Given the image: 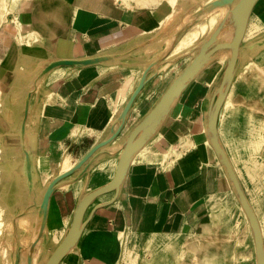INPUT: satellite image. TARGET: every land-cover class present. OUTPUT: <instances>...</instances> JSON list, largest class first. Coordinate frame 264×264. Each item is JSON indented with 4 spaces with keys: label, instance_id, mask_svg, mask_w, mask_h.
Instances as JSON below:
<instances>
[{
    "label": "crops",
    "instance_id": "0c3cea01",
    "mask_svg": "<svg viewBox=\"0 0 264 264\" xmlns=\"http://www.w3.org/2000/svg\"><path fill=\"white\" fill-rule=\"evenodd\" d=\"M151 1L7 0L12 10L0 21V79L7 80L13 96H23L22 90L31 84L46 61L123 53L94 65L56 67L38 82L31 99L28 127L34 142L39 188L74 166L109 133L146 67L165 49L171 35L189 15L200 4L212 0ZM220 15L205 17L181 36L135 99L127 127L139 122L154 106L191 60L189 52L212 31ZM172 23L168 35L151 42ZM262 38L264 0H259L251 13L243 47ZM257 52L239 70L220 113V135L231 151L243 143L247 132L244 120L255 115L260 102L256 96L262 95L264 82L259 78L245 81L239 76L253 60L264 67V48ZM224 62L220 59L210 64L184 90L163 126L135 156L116 200L93 215L90 212L94 206L111 200L114 193L98 198L89 207L84 232L61 264H123L126 228V250L133 251L130 256L125 253L126 261L136 258L134 250L150 232L152 248L145 256L150 264H180L177 246L194 249L195 254L190 252L187 259L190 264H238L234 259L239 251L232 238L215 236L230 225L234 227V223L229 213L228 182L207 137L210 96ZM8 129L1 119L0 130ZM118 160L119 153L99 156L77 181L53 193L45 251L62 240L82 192L107 184L115 174ZM23 197L25 203L24 193ZM21 226L27 229L22 222ZM175 238H180L177 243ZM23 240L28 242V238ZM207 244L215 246L213 253L204 251Z\"/></svg>",
    "mask_w": 264,
    "mask_h": 264
},
{
    "label": "water",
    "instance_id": "95a60500",
    "mask_svg": "<svg viewBox=\"0 0 264 264\" xmlns=\"http://www.w3.org/2000/svg\"><path fill=\"white\" fill-rule=\"evenodd\" d=\"M258 1L212 0L207 4H200V8L190 14L185 23L171 35L165 49L146 67L125 107L113 121L109 133L103 139L96 142L74 166L49 180L43 188H39L34 162V142L28 127L31 99L38 86V82L56 67L94 65L123 56V53L107 54L85 59H54L44 62L43 67L34 77L31 84L22 90V112L15 129L18 134L17 147L20 151L17 159L20 172L23 176L22 184L26 201L24 204L15 205L13 215L11 216V231L4 235V240L8 238L11 243V249H9L10 264H61L76 248L84 232L88 222L86 213L89 207L98 198L109 193H114V197L111 200L98 203L94 206L90 212V215H93L96 210L104 208L116 200L125 183L135 156L160 130L189 84L205 68L220 59H224L225 61L224 69L210 96L207 111V137L249 221L254 240L256 264H264V232L260 220L229 157L219 131L221 110L246 59H244L245 55L249 54L253 48L257 50L264 48V38L258 40L250 47H243L250 16ZM220 8H224V10L217 24L189 52L188 55L191 56V60L186 67L179 72L145 116L132 127H127L130 110L135 99L148 83L151 73L155 74L158 72L160 66L164 64L178 40L190 27L201 22L213 11ZM172 28L173 23L154 36L151 42L168 35ZM228 32H230L229 37L224 39L223 37ZM119 140L121 142L117 146V150L113 151L110 149ZM115 153H119V160L113 178L107 184L82 192L67 232L59 244L49 250V253L46 251L47 254L43 256L45 253L44 240L48 231L50 200L53 193L63 186L77 181L88 171L90 165L99 156ZM74 175H78L76 176L77 178H74ZM25 217L32 219V227L30 229H22L21 220ZM23 238H28V242H24Z\"/></svg>",
    "mask_w": 264,
    "mask_h": 264
},
{
    "label": "rangeland",
    "instance_id": "374dc122",
    "mask_svg": "<svg viewBox=\"0 0 264 264\" xmlns=\"http://www.w3.org/2000/svg\"><path fill=\"white\" fill-rule=\"evenodd\" d=\"M256 51L257 49L253 48L249 54L245 55L244 59H246L240 69H243L247 66L248 57ZM261 94L262 96H257L258 99H260V102L258 104V107L255 108V115H250L249 117L247 116V118L245 119L247 124V132H245L243 143L241 142V144H239L240 146L233 148L232 151L229 150L225 146V144L224 146L229 154V157L231 158V161L241 180V183L258 215L264 232V115H262L264 114V87L263 90L261 89ZM222 170L228 182V188L231 192V198L229 199L228 204L230 216L233 215L234 227L230 225L228 228L222 229L221 233L216 234L215 236L220 235L232 238L234 242V248H238L237 250H239V256L237 258L235 257L234 262L238 260V264H256L254 240L249 221L240 203L238 202V199L235 196V193L229 183L223 167ZM210 227L211 226L209 225L207 228L208 236L211 235L209 234ZM203 232H205V230L198 232V234L201 235V233ZM128 238L129 228H126L123 230V264H150V259L145 257L150 253L149 251L152 248V236L150 232L143 236L142 244L138 246L137 250H134L136 258L131 261L125 260V253L126 255L129 254V256L133 253V251L130 249L126 250ZM179 239L180 238H175L174 241L177 243ZM190 248L184 249L178 248L177 246V253L180 255L179 260L181 261V264H190V261H188L187 259H189L190 252L194 253V249L190 250ZM214 248V245L207 244L206 246H204V251L206 249V253L210 254L213 253L212 251H214ZM196 250L197 249H195V251ZM47 253H49L48 250ZM47 253L45 251L43 256ZM142 259H144L145 261H142ZM211 262L214 263L213 261ZM166 263L167 262H165V264ZM224 264H231V262H225Z\"/></svg>",
    "mask_w": 264,
    "mask_h": 264
},
{
    "label": "bare ground",
    "instance_id": "6f19581e",
    "mask_svg": "<svg viewBox=\"0 0 264 264\" xmlns=\"http://www.w3.org/2000/svg\"><path fill=\"white\" fill-rule=\"evenodd\" d=\"M149 1H151V0H149ZM146 2H148V1H146ZM151 2L153 3V1H151ZM149 6H150V4H149ZM142 8H144V7H142ZM145 8H147L146 5H145ZM11 10H12V6H10L7 3V0H0V21H4L6 19V16L8 15L7 14L8 11H11ZM223 10H224V8L217 9V10L213 11L211 14H209L208 16L213 15V14H221L223 12ZM229 34H230V32H228V34L224 36V39L229 37ZM28 37H29V35H28ZM30 39H32V38H30ZM257 53H258L257 51L254 52L248 58L254 59L253 55H255ZM253 62L254 63L251 66H249V67H247L241 71V73L239 75L240 78L245 80V81H249V80L253 81V79L259 78L261 80L260 82H264V67L262 65L258 64L255 60H253ZM19 80H20V78H19ZM13 94H14V91H13V89H11V86H9V83L7 82V80L5 78H1L0 79V116H1L3 123H5L6 125L9 126V129L7 131H1L0 130V264H10L9 249H11V244H9L10 241L8 238H6L4 240V235H5V233H7V232L10 233V231H11L12 225L8 226V222L10 221L11 216L13 215V210H14L15 205L16 204H24V197H23L24 188H23V184H22V177L23 176L20 172L19 162L17 159V157L19 156V152H20L18 150V147H17L18 134H17V131L15 130L17 128L16 126L19 123L18 120L20 118V113L22 110L23 97L22 96H13ZM49 101H51V100H49ZM239 106H241V105H239ZM242 108H243V106H242ZM262 115H264V114H262ZM242 122H243V120H242ZM13 141H16V143H12ZM116 148L111 147L110 149L115 151V150H117ZM19 175H20V177H19ZM21 222L23 223V226L25 225L27 227V229H30V227H32V219H30V218L25 217L21 220ZM22 229H24V228H22ZM241 231H244V230H241ZM186 244L188 245V242H186ZM209 249H211V248H209ZM142 261H145V260L142 259ZM200 264H202V263H200Z\"/></svg>",
    "mask_w": 264,
    "mask_h": 264
}]
</instances>
